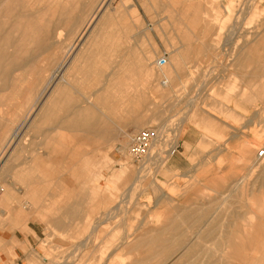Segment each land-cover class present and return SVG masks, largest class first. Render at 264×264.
<instances>
[{
    "label": "rangeland",
    "instance_id": "1",
    "mask_svg": "<svg viewBox=\"0 0 264 264\" xmlns=\"http://www.w3.org/2000/svg\"><path fill=\"white\" fill-rule=\"evenodd\" d=\"M13 3L8 46L0 32V131L19 128V145L15 161L0 156V221L45 223L26 264H264V68L249 59L264 49V0ZM27 17L35 29L21 27ZM50 65L60 69L48 84ZM89 108L101 121L74 123ZM149 125L164 132L137 162L131 141ZM36 151L43 162L31 169ZM199 188L204 205L188 221L181 195Z\"/></svg>",
    "mask_w": 264,
    "mask_h": 264
},
{
    "label": "crops",
    "instance_id": "2",
    "mask_svg": "<svg viewBox=\"0 0 264 264\" xmlns=\"http://www.w3.org/2000/svg\"><path fill=\"white\" fill-rule=\"evenodd\" d=\"M131 1L133 2V5H134L133 7L137 11H140V8L137 6V0H131ZM247 3H248V1H247ZM134 8H131V9H134ZM93 15H94V12L92 13L91 17ZM157 20H163V18H159ZM188 20H189V22L197 21L195 18H190V17L188 18ZM87 25L88 24H86V29H87ZM255 53H259V54L255 55ZM249 59L251 60L252 63L255 60H257V62L261 61V65L264 68V49H250L249 48ZM235 78H236V75H235ZM249 78H251V74L247 73L246 74L247 83H248ZM253 93H255V92H253ZM251 100L253 101V97H251ZM226 110H228V109H226L224 106H221V108L219 109V112L220 113H229ZM36 120H35V122H36ZM38 121H39V124L41 122H43V120L40 117H38ZM10 124L12 125L13 122L11 121ZM28 128H30V127H28ZM18 130H19V128H17V130H15V132H14V128H13V131L11 132L10 135L8 134V133H10L9 130H7L6 127H5V129H1V131H0V156H2L4 154V152L6 154L5 157L2 159L3 167L6 164H8L9 162L11 163V162L15 161V159H16V153H17V149H18L19 144H12V141L17 136L16 134L18 133ZM13 133L15 135H13ZM16 139H18V137H16ZM10 140H11V142H10ZM57 143H61V141H58ZM182 143H185L189 147L193 148L196 145L197 141H191L190 138H188L187 141L182 142ZM21 144H24V143L21 142ZM11 146H14V147L12 149V152L8 154V149H10ZM253 151H254L253 145L247 144L243 147V156H242V158L239 159V161L243 163V166L246 165V167H247V164L249 163L250 158L253 155ZM51 153H53L55 155V158L56 157L59 158V156L61 155V152H59L55 148L52 149ZM42 158H43L42 152L36 151L35 154H33L30 158L31 165L29 166V168L33 169V168L38 167L39 164L43 162ZM25 180H28V178ZM204 181H205V179L203 178V180L201 179V181H199V182H204ZM201 191H202V188L201 189L199 188L197 191H183V193L181 195V197L183 199V204H184L182 206V212L184 214L188 215V217H187L188 221L190 220V213L195 214L197 212V214H199L200 212H198L195 209H198L204 205L203 201L200 199H204L205 195L200 194ZM2 192H3V194H2L3 200L7 199V198L8 199L12 198L11 190L9 188H7V187L2 188ZM72 192H74V191H71V193ZM23 193H24V191L21 192V195H20L21 197L25 196V195H23ZM73 194H75V195H71V197H74V198L78 197L77 191H75ZM194 198H197V199L195 200ZM75 203H76L75 205L70 206V208H71L70 211H72V207L77 206V202H75ZM0 205L2 206L4 204H0ZM1 206H0V209H1ZM70 211L67 212L64 210L63 213L64 214L70 213L71 219L76 220L77 214L72 215V212H70ZM201 214H203V211H201ZM185 218H183V221H185ZM194 218H195V215H194ZM197 219H200V218L198 217ZM60 220L61 219H59L58 221H55L52 224L53 229L56 232H58L59 230H62V228H63V222H61ZM50 222H53V221H50ZM245 229L246 230H252L253 229L252 224L245 226ZM45 231H46V225H45V223L42 224L40 221L37 223V227L31 226L29 221H27L25 223H20V224H12V223L0 221V264H26L27 260L29 259L28 258L29 246H30L31 241H33L32 235L35 234L37 237L42 238V237H45V234H46ZM229 244L234 245L235 243L232 242ZM24 249H26L27 252H25Z\"/></svg>",
    "mask_w": 264,
    "mask_h": 264
},
{
    "label": "bare ground",
    "instance_id": "3",
    "mask_svg": "<svg viewBox=\"0 0 264 264\" xmlns=\"http://www.w3.org/2000/svg\"><path fill=\"white\" fill-rule=\"evenodd\" d=\"M13 1L14 0H5L3 3H1V5H0V32L1 33H3V34H5V36H6V40L3 42V45H7L8 46V44H9V38H8V35H9V33L13 30V28L15 27V25H14V23H13V19L12 18H9L8 16H10V15H12L13 13H14V8H13ZM16 3V2H15ZM15 5V4H14ZM16 11H17V9H15ZM15 11V12H16ZM62 19H59L58 21H61ZM67 20V19H66ZM70 20V19H69ZM23 22L21 23V27L23 26L25 29H35L36 28V26L34 25V23H33V21H32V19H30L29 17H27V18H24L23 20H22ZM27 21V22H26ZM71 21V20H70ZM55 22V21H54ZM62 22V21H61ZM64 22V21H63ZM67 23V22H66ZM88 23V22H87ZM43 25V24H42ZM58 25V27H60V28H63V26L61 25V23H57L56 25H53L52 27H53V29L56 27ZM66 25V24H65ZM79 26V25H78ZM64 27H66V26H64ZM18 28V27H17ZM50 28V27H49ZM78 28H80V27H78ZM85 28H86V25L83 27V29H82V31L83 30H85ZM19 29V28H18ZM17 29V30H18ZM38 29V28H37ZM45 29H46V27H45ZM49 31H51L50 33H48V34H43V39H44V43H45V45H51V47H53L54 48V46L55 45H60V36H59V33H54V30H52V29H50ZM1 33H0V35H1ZM16 35V34H15ZM15 35H14V37H15ZM261 36H263V35H261ZM42 39V40H43ZM262 41H263V39H262ZM264 42V41H263ZM44 45V46H45ZM70 48V47H69ZM68 48V49H69ZM251 49V48H250ZM37 50V49H36ZM36 50H35V52H36ZM15 51V50H14ZM34 51V50H33ZM29 52V51H28ZM28 52H26V53H28ZM55 52V51H54ZM18 53V52H17ZM40 53V52H39ZM56 53H57V51H56ZM35 54V53H34ZM37 54V53H36ZM35 54V55H36ZM53 56H54V54H52ZM26 57H27V55H25ZM30 56H32V55H30ZM46 57V56H45ZM16 59V58H15ZM56 59V58H55ZM46 60V59H45ZM17 61V60H16ZM27 65H29V62L27 61ZM131 64V63H130ZM29 67H30V65H29ZM72 68V67H71ZM127 68V67H126ZM46 69H48V68H46ZM60 69V68H59ZM59 69L58 68H54V65H50L49 66V70H47L46 71V73H49V75H48V77H47V81H48V84H51V83H53V81L58 77V73H59ZM34 70V69H33ZM41 70V69H40ZM69 70V69H68ZM35 71V70H34ZM44 73V72H43ZM39 74V73H38ZM46 75V74H45ZM44 75V76H45ZM31 76V75H30ZM32 76H34V75H32ZM43 76V78H45ZM128 76V75H127ZM130 76V75H129ZM28 77H29V75H28ZM35 77V76H34ZM34 77H33V79H34ZM31 78V81H32V77H30ZM29 78V79H30ZM128 78V77H127ZM61 79V78H60ZM28 80V79H27ZM20 81V80H19ZM29 82V81H28ZM27 83V82H26ZM19 84V83H18ZM28 84H30V83H28ZM32 84V83H31ZM27 85V84H26ZM22 86V85H21ZM33 87L34 89H35V87L33 86V85H30V87ZM29 87V88H30ZM54 89H55V87L52 89V91H51V93L49 94V96L51 97V96H53L54 95ZM28 90V89H27ZM31 90V89H30ZM34 91V90H33ZM33 93V92H32ZM49 98V97H48ZM86 99V98H85ZM84 99V100H85ZM47 102V101H46ZM87 104H89V102L87 101L86 102ZM45 105V104H44ZM47 105V104H46ZM32 107V106H31ZM81 107V106H80ZM34 109V108H33ZM44 110V109H43ZM38 111V110H37ZM31 112V111H30ZM34 112V111H33ZM40 113V112H39ZM38 113V114H39ZM82 113V115H83V117L85 118H83L81 121H78L77 120V122L76 121H74V123H77V124H79V125H83V126H88L89 124H92L93 122H100L101 121V119H100V116H98V117H95V112H93L92 111V109L91 108H89L88 110H82V111H80V113L79 114H81ZM95 113V114H94ZM41 114V113H40ZM94 118V119H93ZM99 118V119H98ZM41 119L44 121V119H43V115L41 116ZM97 119V120H96ZM35 121H33V123H34ZM32 125V124H31ZM61 126H62V124H61ZM146 128V127H145ZM147 128H154L155 129V127H153V126H151V125H149V126H147ZM156 130H157V132H164V129L161 127H157L156 126ZM14 132H15V130H14ZM13 135H15L14 133H13ZM17 135V134H16ZM63 137V136H62ZM9 139V138H8ZM18 140V139H17ZM10 142H11V140H10ZM9 142V143H10ZM260 150H263V153L261 154V155H259V151ZM255 159H256V161H255V164H260V163H262L263 161H264V146L263 147H261L259 150H258V152H257V155L255 156ZM251 225V224H250ZM252 226H253V224H252ZM211 250V249H210Z\"/></svg>",
    "mask_w": 264,
    "mask_h": 264
},
{
    "label": "built area",
    "instance_id": "4",
    "mask_svg": "<svg viewBox=\"0 0 264 264\" xmlns=\"http://www.w3.org/2000/svg\"><path fill=\"white\" fill-rule=\"evenodd\" d=\"M167 58L164 55L163 57L157 59V64L159 66H163L166 64ZM156 130L153 128H146L141 131H139L131 141V147L129 150V155L136 160L137 162H140L147 154L149 147L151 143L156 138ZM263 153V150L259 151V155ZM175 154V149L170 150V155Z\"/></svg>",
    "mask_w": 264,
    "mask_h": 264
}]
</instances>
